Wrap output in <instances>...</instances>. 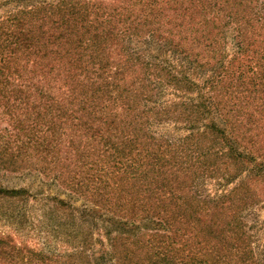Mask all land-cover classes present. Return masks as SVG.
I'll return each instance as SVG.
<instances>
[{
    "label": "trees",
    "instance_id": "obj_1",
    "mask_svg": "<svg viewBox=\"0 0 264 264\" xmlns=\"http://www.w3.org/2000/svg\"><path fill=\"white\" fill-rule=\"evenodd\" d=\"M21 13L29 19L17 18L9 35L30 49V105L69 125L59 127L65 146L87 150L85 140L97 141L111 165L106 179L87 186L106 195L105 206L98 202L104 213L84 207L103 236L93 263L264 264L244 216L262 200L249 187L252 176L222 195L198 187L220 171L227 183L247 171L264 183V156L241 147L232 119L240 125L249 107L239 99L243 88L250 99L260 96L256 113H264V0H58ZM48 73L58 93L43 83ZM227 85L237 103L221 97ZM169 87L197 96L163 100ZM172 120L187 133L157 130ZM56 125L54 115L47 125L54 135ZM19 192L0 187L1 195ZM10 252L15 262H34Z\"/></svg>",
    "mask_w": 264,
    "mask_h": 264
},
{
    "label": "rangeland",
    "instance_id": "obj_2",
    "mask_svg": "<svg viewBox=\"0 0 264 264\" xmlns=\"http://www.w3.org/2000/svg\"><path fill=\"white\" fill-rule=\"evenodd\" d=\"M57 1L0 0V187L20 191L14 196L0 194V238L7 248L3 251L5 254L0 252V264H24L15 262L11 250L18 252L17 259L23 255L29 257L28 262L31 255L34 264H94L93 260L100 255L102 249L99 238L103 236L94 226V217L90 213L86 214L84 207L97 206L102 209V213L105 211L98 202L103 198L102 205L105 206L103 196L106 195H92L87 186L101 177H108L106 169L111 166L108 157L96 150L100 144L97 141L88 143L85 140L87 150L72 146L68 148L64 145L66 138L62 136L59 127L61 125L64 131L69 132V125L60 122L57 114L51 115L47 111L42 115L30 105V49H25L23 45L20 49L16 48L9 35L17 24V18L29 19V16L21 12ZM152 46L155 53L156 49ZM233 49V44L230 43L227 47L228 54H232ZM173 58L171 60L178 64ZM187 72L197 83L203 84L204 80L196 76L195 72ZM33 78L36 80L40 76ZM43 83L51 86L54 93H58L54 87L57 83L53 74L48 73ZM163 89V100L169 102L177 97L193 102L197 96V91L190 95L183 94L174 87ZM227 89L228 85L220 89L224 100L236 95L230 94ZM208 93L212 94L210 91ZM259 97L256 95L250 99L248 90L243 88L239 99L244 106L249 107L242 110L241 124L236 123V118L229 117L237 125L234 131L241 147L264 156V113L257 116V104H254L260 100ZM230 100L237 103L234 98ZM250 113H254V116H250ZM54 115L57 121L55 135L47 128ZM33 122L35 126L36 123L40 125V128H33ZM223 124L227 129H232L230 123ZM156 128L160 133L164 132L172 137L187 133L184 122L174 120L159 124ZM75 136L85 146V141H80L83 139L82 133ZM222 175L223 172L220 171L214 178L200 180L199 191L204 196L222 195L240 180L252 176L253 181L250 180L249 187L257 190L262 200L246 211L244 216L254 247L264 260V183L262 180L258 181L256 173L252 175L250 171L228 183ZM74 179L81 180L83 187L75 186ZM73 209L75 219L70 215ZM91 230L94 233L93 239L88 234ZM136 258L135 256L134 259ZM131 263L135 262L127 261V264Z\"/></svg>",
    "mask_w": 264,
    "mask_h": 264
}]
</instances>
